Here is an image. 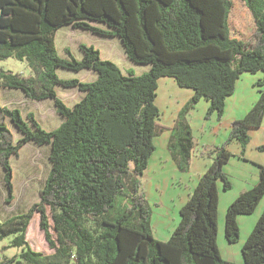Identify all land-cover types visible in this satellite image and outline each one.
<instances>
[{"label": "trees", "instance_id": "trees-1", "mask_svg": "<svg viewBox=\"0 0 264 264\" xmlns=\"http://www.w3.org/2000/svg\"><path fill=\"white\" fill-rule=\"evenodd\" d=\"M255 28L252 36H233L232 0H0V61L14 57L27 62L30 73L0 69L2 88L24 91L36 100L54 99L63 122L46 130L29 113L0 100V164L13 197L11 158L24 144H49L51 169L40 200L26 211L0 221V240L14 235L10 246L20 254L0 264H264V209L242 246L243 262L222 257L218 244L219 183H233L225 171L234 141L244 155L251 128L264 122V89L245 116L231 123L227 139L211 146V163L180 209V220L166 240L155 237L152 205L142 177L156 150L155 138L170 131L168 149L181 171H189L196 141L188 114L205 98L206 118L222 119L227 98L245 72H263L264 0H243ZM118 36L130 59L150 64L137 73L124 71L103 58L94 45L81 43L83 57L69 48L63 57L57 31L64 25ZM91 69L97 77L83 81L63 78L60 68ZM173 77L194 89L173 126L160 121L156 103L159 79ZM57 86L77 87L84 96L73 106L57 94ZM9 121L18 128L15 137ZM264 151V143L257 147ZM264 198V164L259 181L228 206L225 235L240 238L238 217L252 214ZM51 253L33 249L26 238L36 212ZM52 228L55 235L52 233Z\"/></svg>", "mask_w": 264, "mask_h": 264}, {"label": "rangeland", "instance_id": "rangeland-1", "mask_svg": "<svg viewBox=\"0 0 264 264\" xmlns=\"http://www.w3.org/2000/svg\"><path fill=\"white\" fill-rule=\"evenodd\" d=\"M232 1L234 2L230 18L232 33L233 35H242L244 38L249 39L252 36L253 30L255 28V21L253 15L246 16V14L242 13V21H238L235 15L236 13H241V3L239 0ZM56 42L58 51L63 57H69L65 50V48H69L72 54L77 59H81L83 57V51L80 48V44L86 43L88 45H94L95 47L99 48L102 51L104 57H108V55L113 56L112 59L117 62L124 71L132 68L137 73H143L150 69V64L136 63L128 57L125 52L124 45L118 36L101 35L98 33H94L88 29L77 28L73 27L71 24H67L59 28V30L57 31ZM25 68H29L27 62L18 60L14 57H10L6 60L0 61V69H10L13 71L23 72L25 71ZM59 75L63 78H82L83 81H89L87 79H93V76L91 75V73H89V71H87V69H84L83 71H75L62 67L59 69ZM163 78L172 77L164 76ZM163 78L161 77L159 79L156 103L158 102V98L162 95L164 85H166L165 81H163ZM184 89L186 90L192 88L184 87ZM59 92L60 94L65 93L63 89L60 88ZM159 107L161 110L160 121L165 124H169L170 113L166 108H162L161 106ZM191 111H193V119H191L192 121H190L191 116L189 114L188 119L190 121V124L192 122L191 126L193 128V134L195 136L196 141V153L198 155L200 154L201 156L211 159V157L207 156L206 154L208 153L209 148H211V146L209 145V142L206 139L205 133H201L203 128H206L205 125L202 126L200 122L201 120H205V118H201L204 115L202 113V109L198 104L197 107ZM177 117L178 114H176L175 122L177 120ZM10 126L16 138L18 139L19 137H21V133L18 128L15 127L13 124H10ZM263 134L264 129L260 131V135L257 133L254 134V140L260 141L263 138ZM168 135L170 136V131H167L155 138L156 150L150 158L149 167L145 175L142 177V180L146 189L147 197L150 203L152 204L153 209H158V211L160 212L158 218H161V216L164 215L163 213H165V216L170 218H165V222L168 224L170 223V228H172L175 225L176 220L180 217L179 210L174 205L175 203H178L179 200L177 194H181V191L183 189H180L179 187L183 186L180 182V179H184L187 174L186 171H181L178 168L177 164L171 157L167 146L169 139ZM199 139H204L205 143L201 144V146H199V148L201 149L197 150V141ZM207 146L209 148H207ZM238 148L239 143L235 142L232 146V149ZM50 150L51 146L49 144L37 145L36 143L31 141V143L23 145L20 150L19 156H12L11 164L13 169V197L10 202L6 201V197L9 195V188L5 181V169L3 165L0 164V221H4L12 215L26 211L34 202L40 200L39 191L44 186L45 180L51 169V162L49 159ZM201 160L203 159H201L200 157L196 158L197 162ZM234 179L235 180L233 181L237 186V178L235 177ZM230 196V194L224 195L221 201L222 214H219V217L221 221H223V225L221 224V230L219 229V239L221 240L220 247L222 253H224L227 248L226 244L233 246L235 249H233L234 252L239 255L240 259L242 256L243 262V243L242 245H240L239 241L247 238L251 231V228H248L249 219H246V216H252V219L255 218L257 216V209L252 214H241L242 217L240 215V240L234 243L229 242L224 236V225L226 219L225 208L227 209L228 207L227 201L230 200ZM175 199L178 200H176L174 203ZM153 232L154 234H156L155 236L157 238L163 239V237L158 236V232L155 227L153 228ZM52 233L54 234V236H56L53 228ZM221 235H223V237ZM13 238L14 235L12 234L0 240V262L4 258H11L20 254V248L10 246ZM26 238L29 240L31 246L35 250L42 251L44 253H51L54 251L53 249H51L49 243L46 240L44 231L40 227V213L38 211L35 213L34 217L30 222ZM223 240H226V244H224Z\"/></svg>", "mask_w": 264, "mask_h": 264}, {"label": "crops", "instance_id": "crops-1", "mask_svg": "<svg viewBox=\"0 0 264 264\" xmlns=\"http://www.w3.org/2000/svg\"><path fill=\"white\" fill-rule=\"evenodd\" d=\"M240 1L241 6V13H236V18L238 21H242V13L246 14V16H252V13L250 9L246 6L245 2L243 0ZM234 6V2H233ZM233 8V7H232ZM232 11V10H231ZM231 18V13H230ZM238 38L247 40L242 35H233ZM101 55L103 58H108L113 60V56L108 55V57H104L102 51ZM132 69V68H130ZM84 70V69H83ZM81 70V71H83ZM128 70V69H127ZM126 70V71H127ZM89 73L93 76L92 78L95 79L97 77V73L91 69H87ZM25 74L30 73V70L25 68V71H23ZM263 76L262 72H257L255 74H252L251 72H245L241 75L240 79L237 82L236 91L234 94L230 95L227 98L225 111L223 114V117L221 120H219L218 115L216 112L213 113V115L208 119L206 118V113L208 111V108L210 106V102L202 98L197 104L202 109V113L204 114L201 118H205V120H201V125H205L206 128H203L201 133H205L206 139L209 142L210 146L220 144L224 142L228 135L231 123L243 116L249 111V109L254 105V103L259 98L260 92L259 88L264 89V86L257 85V81ZM163 78V77H162ZM80 80H83L82 78H79ZM92 79V80H93ZM90 81V79H87ZM163 81H165L164 88L162 95L158 98V106H161L162 108H166L168 110L169 114V124L170 126H173L175 124L176 114L180 112L182 107L191 99V97L194 94L193 89H184V87H180L176 80L172 78H163ZM169 84V86H168ZM59 88L63 89L65 93L60 94ZM67 89V90H64ZM184 89V90H183ZM184 91V92H183ZM57 94L59 97L63 99V101L69 105L73 106L75 103H77L83 96L84 92L79 90L78 88H64L63 86H57ZM205 99V100H204ZM0 100L1 103L4 105H8L10 107L19 108L22 112V115L27 118L29 113H33L35 115V118L40 123V125L45 128L46 130H54L57 127L60 126V124L63 122L64 117L58 112L56 104L54 99H43V100H36L31 99L26 96L23 90L21 89H15V88H2L0 92ZM72 104V105H71ZM195 107V108H196ZM193 108V109H195ZM192 109V110H193ZM192 114L193 111L189 113L191 116L190 121H192ZM206 122V123H205ZM12 124L9 121V126ZM192 124V122H191ZM11 128V126H10ZM264 129V122L260 127L257 128H251L250 134H251V141L248 144L246 151L244 155H242V147L239 144L238 149H232L233 144L236 142L234 141L230 145L231 151L234 152V155L231 157L229 162L225 165V171L231 178V181L233 183V186L229 190H225L223 188L222 183H219V211L218 214H222V197L224 195L230 194V200L227 201V205L229 206L230 203L243 191L246 189H249L253 187L257 182L259 181V171L261 164H264V151H260L257 147L258 145L264 143V134L263 138L260 141H256L254 134H259L260 131ZM12 130V128H11ZM167 132V131H166ZM14 133V132H13ZM165 133V132H164ZM163 134V133H162ZM15 135V134H14ZM169 136V135H168ZM167 136V137H168ZM16 137V136H15ZM169 140V139H168ZM197 140V139H196ZM255 141V142H253ZM28 143H31L28 142ZM204 139H199L197 141V150L201 149L199 146L201 144H204ZM27 144V143H26ZM168 144V143H167ZM200 157L201 161H196V158ZM211 163V159L198 155L197 153H194L192 156V164L189 171L186 172V176L184 179H180V182L183 186H179L180 189H182L181 194L178 193V199L174 200V203L176 200H178V203H175L174 205L177 207L180 213L181 207L186 203V201L189 198L190 193L193 191L195 186L197 185L201 175L203 172L207 169L208 165ZM189 177V179H188ZM237 178L238 185H235L234 178ZM223 188V190H222ZM152 205V204H151ZM228 208V207H227ZM257 209V216L255 218H251L252 216H246V219L248 218V228H251V231L253 227L255 226L257 220L259 219L263 209H264V198L259 203ZM225 212H227V209L225 208ZM152 229L155 227L158 232L159 237H163L161 240H166L171 235V232L177 225V223L180 220V217L176 220L175 225L170 228V223L165 222V218H169L164 215L159 217V211L158 209H153L152 207ZM256 211V210H255ZM254 211V212H255ZM253 212V213H254ZM154 217V220H153ZM240 217V215H239ZM238 217L239 224H240V218ZM242 217V215H241ZM170 219V218H169ZM221 224L223 225V221H221L220 217L218 220V244L220 247L221 240L219 239V229L221 230ZM225 228V225H224ZM241 229V225H240ZM250 231V233H251ZM249 233V234H250ZM156 235V234H154ZM241 235V234H240ZM223 237V235H221ZM220 236V237H221ZM226 237V235H224ZM249 236V235H248ZM247 236V237H248ZM156 237V236H155ZM159 239V238H158ZM227 239V238H226ZM247 238L238 240L240 242V245L242 243L244 244ZM226 241V240H225ZM224 244H226V242ZM228 241V240H227ZM230 242V241H229ZM226 251L222 253L221 247L220 251L222 254V257H224L227 260L236 261V262H242V256L241 259L239 258V255L234 252V247L226 244ZM233 247V248H232ZM234 249V250H233Z\"/></svg>", "mask_w": 264, "mask_h": 264}]
</instances>
